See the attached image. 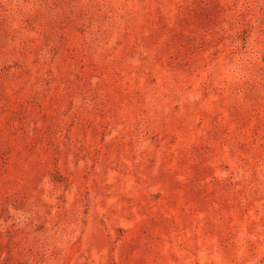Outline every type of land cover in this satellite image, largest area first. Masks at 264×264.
Returning a JSON list of instances; mask_svg holds the SVG:
<instances>
[{
	"label": "rangeland",
	"instance_id": "obj_1",
	"mask_svg": "<svg viewBox=\"0 0 264 264\" xmlns=\"http://www.w3.org/2000/svg\"><path fill=\"white\" fill-rule=\"evenodd\" d=\"M0 264H264V0H0Z\"/></svg>",
	"mask_w": 264,
	"mask_h": 264
}]
</instances>
